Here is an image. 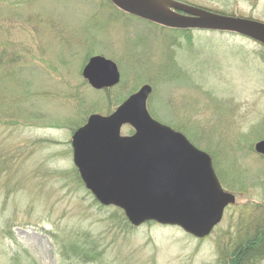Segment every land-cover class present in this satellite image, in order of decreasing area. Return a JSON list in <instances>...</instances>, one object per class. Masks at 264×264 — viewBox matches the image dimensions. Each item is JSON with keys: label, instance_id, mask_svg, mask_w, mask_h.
Returning <instances> with one entry per match:
<instances>
[{"label": "rangeland", "instance_id": "374dc122", "mask_svg": "<svg viewBox=\"0 0 264 264\" xmlns=\"http://www.w3.org/2000/svg\"><path fill=\"white\" fill-rule=\"evenodd\" d=\"M178 1L264 22V0ZM94 55L116 64L117 85L97 90L83 78ZM143 84L149 114L207 152L235 195L204 238L154 221L132 226L95 200L73 163V132ZM261 139L260 43L161 27L109 0H0V264H217L264 230Z\"/></svg>", "mask_w": 264, "mask_h": 264}, {"label": "water", "instance_id": "95a60500", "mask_svg": "<svg viewBox=\"0 0 264 264\" xmlns=\"http://www.w3.org/2000/svg\"><path fill=\"white\" fill-rule=\"evenodd\" d=\"M109 1L121 12L161 27L228 32L264 46L263 21L178 0ZM82 76L97 90L120 81L116 64L100 55L88 59ZM151 91L143 84L110 114H90L71 135L73 163L95 200L121 209L132 226L154 221L204 238L235 203V195L222 188L207 152L149 114ZM124 125L131 127L130 134L121 133ZM253 148L264 157V139Z\"/></svg>", "mask_w": 264, "mask_h": 264}, {"label": "trees", "instance_id": "16d2710c", "mask_svg": "<svg viewBox=\"0 0 264 264\" xmlns=\"http://www.w3.org/2000/svg\"><path fill=\"white\" fill-rule=\"evenodd\" d=\"M122 214L124 215L123 212ZM73 249L76 256H79V251L82 257L89 258L88 254H85L80 248L74 247ZM261 259H264V230L257 229L252 236L240 242L228 255V258L218 260L217 264H255Z\"/></svg>", "mask_w": 264, "mask_h": 264}]
</instances>
